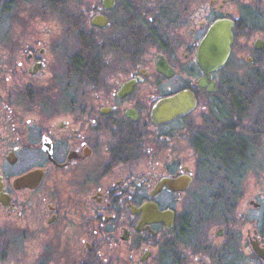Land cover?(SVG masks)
<instances>
[{
    "label": "flooded vegetation",
    "instance_id": "obj_1",
    "mask_svg": "<svg viewBox=\"0 0 264 264\" xmlns=\"http://www.w3.org/2000/svg\"><path fill=\"white\" fill-rule=\"evenodd\" d=\"M263 149L264 0H0V264H264Z\"/></svg>",
    "mask_w": 264,
    "mask_h": 264
},
{
    "label": "water",
    "instance_id": "obj_2",
    "mask_svg": "<svg viewBox=\"0 0 264 264\" xmlns=\"http://www.w3.org/2000/svg\"><path fill=\"white\" fill-rule=\"evenodd\" d=\"M232 33L230 27L223 21L213 24L205 35L199 53V62L202 68L209 72L225 64L230 53ZM185 97V99H184ZM194 101L189 100L186 94H178L167 100L160 101L154 113L155 120L170 119L193 106Z\"/></svg>",
    "mask_w": 264,
    "mask_h": 264
},
{
    "label": "rangeland",
    "instance_id": "obj_3",
    "mask_svg": "<svg viewBox=\"0 0 264 264\" xmlns=\"http://www.w3.org/2000/svg\"><path fill=\"white\" fill-rule=\"evenodd\" d=\"M263 154H264V149H263Z\"/></svg>",
    "mask_w": 264,
    "mask_h": 264
}]
</instances>
